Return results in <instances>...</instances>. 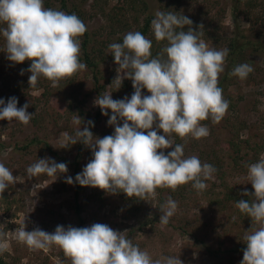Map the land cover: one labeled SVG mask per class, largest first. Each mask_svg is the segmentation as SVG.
I'll return each mask as SVG.
<instances>
[{
  "label": "clouds",
  "instance_id": "obj_1",
  "mask_svg": "<svg viewBox=\"0 0 264 264\" xmlns=\"http://www.w3.org/2000/svg\"><path fill=\"white\" fill-rule=\"evenodd\" d=\"M0 24L5 25L0 34L6 41L7 59L16 64L31 62L27 69L31 73L30 86L35 87L43 77L57 87L59 81L86 69L80 60L79 37L86 33L87 27L76 14L47 8L44 0H0ZM192 24L182 14L157 10L151 29L157 42L167 43L155 57L152 40L140 31H129L122 43L108 45V52L118 65L112 83L119 89L124 79L131 80L134 92L130 98L119 100L112 99L107 92L95 99L94 104L103 115L108 116L111 110L107 123L114 126L112 135L94 136L90 120L81 130L82 119L74 117L78 125L75 134L65 133L60 148L80 142L92 152L90 162L76 175V183L147 201L157 188L175 191L191 183L194 189L202 191L207 188L206 181L214 179L217 169L213 165L202 163L196 155L185 157L184 145L174 144L171 138L176 134L186 142L189 136L197 140L207 137L209 128L201 122L210 119L213 124L219 123L230 103L218 86L229 50L210 48L201 39L204 33L200 29L204 26L201 24L199 30H194ZM253 71L251 64L242 63L229 75L244 80ZM144 89L150 95H142ZM17 104L16 97L9 98L7 103L0 99V120L29 124L34 115L27 111L29 104L19 108ZM119 121H123L122 125ZM160 130L163 135L158 134ZM173 145L174 150L165 155L162 150ZM245 167L246 179L254 191H243L242 195L251 199L236 203L239 211L252 221L243 236L247 247L240 264H264V153L257 162ZM67 171V164L50 157L37 159L26 169L29 177L46 174L57 178ZM15 179L13 172L0 162V195ZM65 182L72 184V177ZM177 207L171 197L160 205L161 226L169 223ZM24 221L14 231L18 242L30 250L47 251L53 245L58 246L70 264H183L175 256L153 259L148 251L126 237V231L114 230L107 224L58 225L54 232L48 233L38 227L26 231ZM7 250V234L0 231V254Z\"/></svg>",
  "mask_w": 264,
  "mask_h": 264
},
{
  "label": "rangeland",
  "instance_id": "obj_2",
  "mask_svg": "<svg viewBox=\"0 0 264 264\" xmlns=\"http://www.w3.org/2000/svg\"><path fill=\"white\" fill-rule=\"evenodd\" d=\"M143 1L147 4L148 14L152 19L157 10L168 12L172 9L176 14H182L191 19L194 30H199V25L202 24L204 28L200 31L204 34L201 39L210 48L217 50L226 48L228 41L235 34L232 17L233 0H180L179 4L173 0ZM251 1L258 2L254 12L264 15V0ZM48 2L50 5L44 1L45 7L61 11L58 0H48ZM71 2L86 12V25L89 32H97L104 40H108V44L116 43V36L108 28V19L93 8V0H71ZM116 3V0H110L104 12L112 13V7ZM241 8L244 10L247 8L245 2H242ZM238 24L244 34L254 41L249 30L253 21L249 23L244 17H240ZM194 26L197 28L195 29ZM255 26L257 30L264 29L261 22ZM3 27L5 25L0 24V28ZM107 53L110 54L108 50ZM245 56L254 71L244 80L237 77L228 88L227 94L223 95L226 100L233 103L235 108L231 110L229 107L219 123L213 124L210 119L201 122L209 128L207 137L197 140L189 136L185 142L176 134H172L174 144L178 140L176 144L184 145L185 157L191 155L199 157L202 152L220 151L221 145L231 138L232 124L244 126L239 133V140L242 142V155L247 154L246 160L252 159L257 162L260 155L264 153L263 150L258 157H255L252 152L247 153L248 148L244 143L245 140L251 143L257 142L264 134V52L253 51L249 47L245 49ZM30 63L27 60L19 64L9 61L6 54V41L0 34V99L7 103L9 98L16 97L18 108L28 103L27 111L34 114L27 125L16 120L12 122L0 120V162L4 163L16 177L15 183L10 184L5 190L11 204L10 209L0 200V230L7 234L8 250L6 252L19 258L18 264H70L58 246L53 245L47 251L30 250L25 244L18 242L14 231L24 220L26 231H32L38 227L48 233L54 232L58 225L90 227L94 223L107 224L114 230L126 231V237L141 250L148 251L153 259L175 256L179 257L183 264H240L243 253L237 251V245L243 242L245 231L251 227L239 222L236 214L237 207L233 204L228 203L225 209L219 210L207 203L204 198L205 192L209 191L213 185L219 184L215 173L214 179L206 181V189L202 191L195 189V192L188 189L191 195L186 196L183 201L172 198L178 203V207L166 226H161L159 223L162 214L159 207L170 195L166 188H157L154 196H150L147 201H142L139 213L126 217V209L132 205H125L115 194L91 186H82L83 189L77 200V204L82 208L81 213L80 215L70 213V208L75 205V185L74 182L66 183V178L70 176L74 179L75 174L81 173L92 159V152L90 148L88 152L80 148L79 155L77 144L60 148L64 143V134L74 135L78 125L74 123L75 116L69 119L65 117L56 123L53 112H56V107L63 105L65 94L71 88L67 82L70 79L73 80V87L77 90L75 95H78L77 101H73L72 111L76 112L77 107L81 106L83 111L95 113L99 106L94 104L96 95L92 92V77L90 72L84 69L70 78L61 80L62 86L58 83L57 87H52L51 81L40 77L36 84L39 88L34 89L28 83L31 73L27 69ZM117 67L114 56L111 54L101 65L104 78L114 79L117 75ZM22 70H24L23 74H21ZM43 86H48L51 91L55 100L54 103L52 102L53 105L45 103L41 97L44 91ZM142 95H150V93L144 89ZM127 97L130 98L131 95ZM38 98L41 99L40 103L37 102ZM80 101L83 103L78 104ZM37 115H41L39 121H36L37 117L35 119ZM110 116L104 117L96 125L94 136L103 138L105 132H114V126L107 123ZM119 123L122 125L123 121ZM85 124L82 121L81 130ZM158 134L163 135V131L160 130ZM19 146H23L24 150H19ZM172 150L168 148L162 151L167 155ZM221 151L225 153L223 149ZM45 157H50L57 163L67 164V173L59 174L57 178L46 174L29 177L26 172L27 167L35 163L37 159ZM224 158L229 161L227 155ZM201 162L206 163L204 160ZM246 177L247 171L236 173L230 180L231 186L240 193L248 191L251 184ZM147 217L150 218L148 225L140 227L139 223Z\"/></svg>",
  "mask_w": 264,
  "mask_h": 264
},
{
  "label": "trees",
  "instance_id": "obj_3",
  "mask_svg": "<svg viewBox=\"0 0 264 264\" xmlns=\"http://www.w3.org/2000/svg\"><path fill=\"white\" fill-rule=\"evenodd\" d=\"M44 1L47 2V5H50L48 0ZM109 1L110 0H93L92 6L108 19V28L110 31H112V34L116 36V43H122L124 32L140 31L143 35L152 40L153 47L151 51L153 57H155L157 53L160 52L161 48L167 43V41L157 42L155 40L154 33L151 34L152 17L148 14L147 4L143 0H116L117 3L112 7V13L109 12V14H107L104 11L105 6ZM173 1L178 4L180 3V0ZM58 2L60 4L61 11H64L68 14H76L86 25V12L82 8H80L78 5L73 4L71 0H58ZM242 2H245V5L247 7L245 10L244 8H241ZM257 6L258 2L255 1L233 0L232 17L235 24V34L228 41V44L226 46V48L229 50V54L224 65L225 70L219 76L218 84V86L223 89V95L227 94L228 88L236 81L237 77L229 75L234 67L242 63L250 64V62H248L246 59L245 49L250 47L253 49V51L261 50L264 52V29L257 30L258 28H255V25H258L259 22H261V25L264 26V15H261V13L258 15V12H254ZM169 11L175 12L172 9ZM240 17H244L249 23H252L253 21V25H251L249 30L252 38L255 39L254 41H252L249 36H246L242 31L241 26L238 24ZM196 28L197 27H195V29ZM184 30L186 31L187 27ZM201 38H203V36ZM79 39L81 41L80 60L82 63L86 64V69L90 72V75L92 77V92L96 95V98L105 92L111 93V96L114 100L123 99L126 96L132 95L134 89L132 87L131 80L124 79L120 88L117 89L116 83H112L114 80L112 77L106 79L103 76L101 65L111 55L107 53L109 45L108 40H104L102 36H100V34H98L97 32H89L88 29L82 37H79ZM61 82L62 81H59V85L62 86L63 82ZM67 82L69 86H71V88L69 89V92L65 94L63 105L58 107L55 106L56 112H53V118L55 122L57 121L56 123H58L59 120L65 117L69 119L71 116L78 115L82 119V121L86 123L85 126H88L87 122L89 120L93 122L94 126L89 127L90 131L94 133L96 125L106 116L102 114L100 108L92 114L83 111L81 106H78L77 111L73 112V101H77L78 95H75L77 90H75L73 87V80L69 79ZM38 88V86L34 87V89ZM43 88L44 91L41 94V97L45 100V103H50L49 105H53L52 102L54 103L55 100L53 99L51 91L48 89V86H43ZM37 102L40 103L41 99L38 98ZM81 103L83 102H78V104ZM229 107L231 108V110L235 108V106L231 102L229 103ZM108 113L109 115H111V110H108ZM35 119L36 121H39L41 119V115L35 116ZM242 129H244L243 125H231V138L226 140V142L220 147V151L223 149L225 153H223L222 151L220 152L217 150H212L211 153L202 152L199 154V157L202 161L204 160L206 163L213 165L217 169L215 174L217 176V179L219 180V184L216 186L213 185V187L209 191L205 192L204 198L209 205H213L219 210L225 209L228 203L236 206L237 201L241 199H251L250 197L243 196L242 193L237 192L230 184V180L236 173L247 171V168L245 167L246 164L254 163L252 159H245V157H247V154L242 155V142H240L239 140V133ZM113 133L114 132L107 131L103 135H112ZM176 143H178V140ZM244 143L248 148L247 153L252 152L255 157H258L264 150V134L261 135L260 139L257 142L251 143V141L245 140ZM76 144L78 146L77 148L79 155L81 154L80 148L85 149V152L89 151V148L84 144L80 142H77ZM46 147L49 149L48 146ZM18 149L24 150V147L22 146ZM172 149L174 150V146ZM54 154L56 155L55 152ZM225 155H227L229 161H226V159L224 158ZM75 177L76 174L74 175L73 179L75 185V205L70 208V213H72L73 215H80L82 208L77 204V200L83 188L81 185L75 182ZM188 189L193 192L196 191L191 186V183L179 186L175 191L171 190L170 188H166V190L170 194L169 197L178 201H183L186 199V196L191 195V192H189ZM253 191L254 189L251 185L248 188V192ZM115 196H117L125 205H132V207L126 209V217L131 214L136 215L141 210V204L143 200H139L138 198H129L123 192L117 193L115 194ZM0 200L4 204H7V208L10 209L11 204L8 201L6 192L0 195ZM161 202L164 201L161 200ZM236 214L237 219L241 224L248 227L252 226L250 217H248L246 214L241 213L238 208L236 209ZM149 221L150 218H145L143 222L139 223L140 227L148 225ZM82 224L83 221L80 225L82 226ZM246 247L247 245L244 243V241H241L237 245V251L243 253V250ZM19 261V258H15L7 252L0 254V264H18Z\"/></svg>",
  "mask_w": 264,
  "mask_h": 264
}]
</instances>
